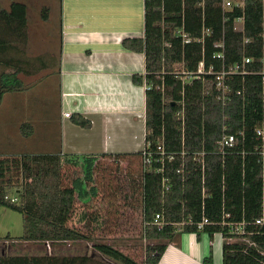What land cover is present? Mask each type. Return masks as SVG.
<instances>
[{"label":"trees","instance_id":"1","mask_svg":"<svg viewBox=\"0 0 264 264\" xmlns=\"http://www.w3.org/2000/svg\"><path fill=\"white\" fill-rule=\"evenodd\" d=\"M264 0H245L243 8L230 11L224 17L221 0H145V38L127 39L126 50L144 52L146 75L134 76L136 84L145 83L147 119L146 143L151 148L163 143L166 151L177 153L172 163L145 165L142 175V200L144 236L151 243L146 248L144 264H159L167 246L182 234H221L223 264H264V228L256 229L253 223L264 215L262 199L261 165L257 156L229 155L223 161L213 154L222 135L223 110L204 89L202 81L183 85L173 77L174 66L184 63L189 71H195L200 62L208 66L217 51L214 42L223 38L227 65L240 60L245 46L256 58L264 55ZM48 9H43L42 18L47 20ZM243 18L240 30L235 20ZM28 29V6L12 3L8 9H0V61L12 62V71L0 74V105L6 93L25 89L19 74L23 71L20 60L9 56L17 45L25 43ZM203 29H211L213 35L205 37L204 43L195 40L202 37ZM186 33L193 41L183 44L177 32ZM13 41H17L14 45ZM22 46V45H21ZM18 47V46H17ZM18 59V58H17ZM16 60V61H15ZM217 63V62H215ZM218 65V64H216ZM261 69L260 64H256ZM207 79H210L208 77ZM244 86L245 97L234 96L225 109L228 118V133H234L244 123L249 126L261 117L264 109L261 78L248 76L244 81L237 78L235 88ZM158 87L160 89H158ZM184 111V133L180 114ZM74 124L88 129L91 122L80 115H73ZM25 137L33 134L30 124L20 128ZM255 144L251 134L246 137V146ZM185 151V156L181 152ZM205 151L204 179L200 157L192 154ZM15 165L25 179L22 190L15 191L17 202H12L8 190H13L11 180L0 184V205L24 216V241H78L86 239L83 233L70 228L76 198H88L86 182H92L98 156L74 158L59 153L21 156ZM2 158H7L3 156ZM120 158V155L115 156ZM80 160V161H79ZM9 161L0 160V175H4ZM81 165L85 181L76 180L71 187L62 186L63 165ZM184 165L185 168L182 166ZM17 167V168H18ZM183 167L184 175L176 170ZM163 177L169 178V190L162 186ZM203 189L205 193H203ZM95 194L96 188L91 189ZM163 227L154 223L155 215L161 214ZM229 214L230 217H225ZM204 218L209 224L198 231L196 224ZM246 222L249 243L233 242L227 223ZM225 223V224H223ZM181 227L176 225H181ZM8 239H11L10 237ZM164 242V243H163ZM260 247L258 250L254 245ZM100 254L115 264H140L110 244L96 246ZM92 258L79 256H0V264H91ZM205 264H212L208 257Z\"/></svg>","mask_w":264,"mask_h":264},{"label":"rangeland","instance_id":"2","mask_svg":"<svg viewBox=\"0 0 264 264\" xmlns=\"http://www.w3.org/2000/svg\"><path fill=\"white\" fill-rule=\"evenodd\" d=\"M15 2L28 6V29L26 42L14 46L15 52L9 55L21 61L23 71L19 77L25 89L6 93L0 105V160L9 161L4 175H0V184L11 180L14 189L6 192L11 198H16L15 191L22 190L25 182L14 162L20 161L21 156L53 153L60 142L61 97L59 0H0V9H8ZM43 9L49 10L47 20L42 18ZM16 42L12 39L13 45ZM12 67V62L1 60L0 74L12 71ZM25 123L33 127L30 137L21 133ZM144 171L141 156L97 160L92 182L85 184L88 198H76L68 222L70 228L87 236L83 240L24 241L20 239L25 235L24 216L0 205V256L87 255L92 258L91 264H115L96 249L97 245L110 244L144 264L146 248L151 243L144 236ZM61 173L64 187L73 186L76 180H86L81 165L64 164ZM93 188H96L95 194ZM231 241L250 242L242 235Z\"/></svg>","mask_w":264,"mask_h":264},{"label":"crops","instance_id":"3","mask_svg":"<svg viewBox=\"0 0 264 264\" xmlns=\"http://www.w3.org/2000/svg\"><path fill=\"white\" fill-rule=\"evenodd\" d=\"M145 0H59L60 142L53 153L97 160L141 156L146 146L148 86L144 52L126 50L127 39L145 38ZM65 113L71 117H64ZM91 122L84 129L72 121ZM142 158V156H141ZM221 234H182L159 264H223Z\"/></svg>","mask_w":264,"mask_h":264},{"label":"built area","instance_id":"4","mask_svg":"<svg viewBox=\"0 0 264 264\" xmlns=\"http://www.w3.org/2000/svg\"><path fill=\"white\" fill-rule=\"evenodd\" d=\"M245 6V0H221L222 14L225 17L226 14L235 9H240ZM264 9V2H263ZM243 18L235 20V29L240 30L243 24ZM202 37L195 40L197 43H204L205 37H211L213 31L211 29H203ZM177 36L181 37L183 44H189L193 40L184 32L178 31ZM249 43V39L244 40V50L240 60L236 61L232 65H227L225 56V42L221 38L214 42V47L217 51L213 54L212 60L208 66L204 61L200 62L195 71H189L185 67L184 63H178L174 66L172 75L176 79H180L183 85L191 84L193 81L199 80L204 84V89L209 88V94L215 102L220 104L223 110V128L222 135L216 143V151L213 154L220 157L223 161L226 157L232 154V156H241L243 159L246 156H257L258 163L261 165V180H262V199L264 202V109L261 113L260 119L254 122V125L249 126L244 123L243 126L237 129L234 133H228V118L225 114V109L228 107L234 96H240L243 98L244 103L247 102L245 97L244 86L235 88V81L240 78L244 81L248 76H259L261 78V91L260 96L262 104L264 105V55L260 58H256L249 54L248 48L245 46ZM217 62V63H215ZM218 64V65H216ZM256 64H260L261 69H257ZM210 77V79H207ZM158 89H160L158 87ZM64 117H71V114L65 113ZM182 120V131L184 133V111L180 114ZM251 134L254 138L255 144L248 149L246 146V137ZM181 156H185L186 152L180 153ZM207 153L205 151L193 153L194 157H200L202 163V172L204 179V156ZM177 153L166 151L164 144L159 143L156 147L151 148L150 144L146 143V146L141 152L144 165H152L153 163L160 164L161 173L165 170L167 163H172L175 160ZM184 168L185 166L182 165ZM180 167L176 170L178 174L184 175V168ZM169 178L163 177L162 186L166 190H169L168 183ZM203 193L205 190L203 189ZM12 202H17V198L11 199ZM225 217H230L229 214H224ZM163 218L161 214L155 215L154 223L158 228L163 227ZM209 220L204 218L200 223L196 224L197 230L202 231L203 227L209 224ZM225 224V223H223ZM182 225V224H181ZM253 225L256 229L264 228V215L258 218ZM231 232L236 235H244L246 232V222L241 223H227Z\"/></svg>","mask_w":264,"mask_h":264}]
</instances>
